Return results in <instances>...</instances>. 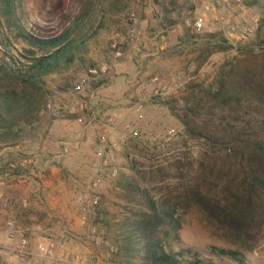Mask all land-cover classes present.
<instances>
[{
	"label": "rangeland",
	"instance_id": "374dc122",
	"mask_svg": "<svg viewBox=\"0 0 264 264\" xmlns=\"http://www.w3.org/2000/svg\"><path fill=\"white\" fill-rule=\"evenodd\" d=\"M212 1L216 8L207 9ZM134 11L140 29L136 36L129 29ZM200 15L206 23L197 31L189 22ZM15 18L23 28L41 36L57 34L67 26L75 29V60L43 77L48 102L74 99L75 87L90 66L110 68L108 76L99 80L95 88L92 104L100 102V106L89 128L85 130L86 124L74 120L43 124L49 117L43 113L44 120L25 127L23 137L8 145L2 167L12 168L16 175L13 183L19 190L30 184L38 188L41 184L52 186L58 183L56 177H61L60 182L66 187L73 189L71 182L77 186L67 190L59 206L30 208L28 200L25 205L21 199L13 216L10 209L0 211V264H75L73 252L86 256L89 264H139L128 257L123 247L119 223L130 204L117 181L121 173L134 172L131 168L135 166L137 172L147 171L148 180L144 183L148 188L163 184L176 194L177 188L192 183L208 148L203 139L192 140L181 121L186 99L192 92L204 98L198 125L209 119L219 134L241 130L245 138L255 136L253 132L264 136V102L246 95L241 105L232 100L225 109L214 107L217 115H212L208 112L213 103L207 100L204 89L215 80L224 63L239 70L249 62L255 76L262 72L264 24L261 29L260 26L264 23V0H19ZM16 32V26H9L0 16V61L12 54L28 62L27 49L34 47ZM116 49L123 52L121 57L115 56ZM116 73L128 74L130 81L124 77L117 80ZM154 76L159 77L158 95L152 93ZM116 112H121L124 122L119 119L112 125L108 118ZM127 122L139 129L138 136L125 129ZM82 130L85 134L80 138ZM44 132L55 139H68L64 158L52 159L60 152L56 142L44 148L39 144ZM104 132L111 134L112 145L106 155L108 164L102 168L97 148ZM78 140L81 143L75 145ZM10 162L14 166H8ZM42 163L48 164L47 168L55 164L60 171L53 179L49 176L51 170L41 178ZM112 169L118 170L115 176L111 175ZM96 175L102 177L101 200L86 213L78 197L89 191ZM159 178L163 180L157 182ZM51 188L48 187V196L60 195ZM14 216L17 223L29 228L26 247H21L17 238H7V219ZM90 223L104 235L100 246L87 237ZM179 236V240H172L174 250L190 247L199 255L182 256L183 264H264V238L253 243L236 237L196 206L184 213ZM45 237L55 242L51 257L42 256L38 250L39 241ZM214 247L236 250L241 259L215 254ZM19 248L22 251L15 250Z\"/></svg>",
	"mask_w": 264,
	"mask_h": 264
},
{
	"label": "trees",
	"instance_id": "16d2710c",
	"mask_svg": "<svg viewBox=\"0 0 264 264\" xmlns=\"http://www.w3.org/2000/svg\"><path fill=\"white\" fill-rule=\"evenodd\" d=\"M18 1L0 0V16L9 26H16V35L34 48L27 49V63L12 54L0 61V144L5 145L23 137L25 127L40 122L48 102L43 77L63 63L73 62L77 48L73 26L41 36L19 25L15 18ZM39 50L42 53L38 54ZM260 62L263 70L256 76L249 62L239 70L237 66L228 68L227 63L222 64L215 80L204 88L207 100L213 103L208 113L217 115L214 107L225 109L232 100L241 105L246 95L264 102V55ZM202 99L197 93H190L181 116L190 138L203 139L208 144L199 174L190 185L177 188L176 194L163 184L148 188L144 183L148 180L147 171L137 172L135 166L131 168L134 172H123L118 178L117 186L130 204L119 223L123 247L136 263L183 264L182 256L188 253L199 257L190 247H172V240H179L184 213L191 206L198 207L213 223L236 237L253 243L264 238V136L253 132L255 136L245 138L241 130L219 134L209 119L198 125ZM212 251L241 259L236 250L214 247Z\"/></svg>",
	"mask_w": 264,
	"mask_h": 264
},
{
	"label": "built area",
	"instance_id": "2783aa9c",
	"mask_svg": "<svg viewBox=\"0 0 264 264\" xmlns=\"http://www.w3.org/2000/svg\"><path fill=\"white\" fill-rule=\"evenodd\" d=\"M135 2H139L140 0H134ZM207 9H215V2H209L206 5ZM134 22L130 24V33L132 36L138 35L140 32L139 24L137 22L136 12H132V18ZM205 17L200 15L195 17L192 23L189 22L192 28L197 31L202 30L205 27ZM245 37V34H243ZM113 46L117 48V44L114 43ZM115 56L121 57L123 52L120 49L115 50ZM108 65L101 66H90L87 71L82 75L80 84L76 85V94L77 96L72 100H50L43 113H46L50 119L62 118L66 116H74L79 122L84 123L86 125H91L93 119L95 118L96 112L99 109L100 102L94 106L92 104V100L95 97V88L98 85L99 80L105 78L109 74ZM158 76H154L151 79V84L154 88L152 90L153 94L158 95L161 93L160 88H158ZM132 96L134 94L132 93ZM141 106L139 105L137 110H140ZM121 112H116L114 115L109 116L108 121L113 125L117 121H119L121 117ZM122 123L123 119H120ZM125 129H128L130 133L134 136H138L140 131L138 128L134 127L130 122L124 123ZM171 138L168 136V139ZM100 147L97 148V154L100 160V165L102 168L107 166V152L111 149L112 140L111 134L104 132L99 136ZM117 169H112L111 175L117 174ZM101 187H102V177L100 175H96L89 185V191L85 194H82L78 197V202L83 206V209L86 213L91 211V207H95L100 203L101 200ZM23 203L27 205V200H23ZM10 200L6 197V195L0 192V210L1 212L8 211L10 209ZM8 233L7 238L9 240H13L17 238L19 240L21 247H26L28 244V231L29 228L17 223V220L13 217H8L7 219ZM87 237L93 242L95 246H100L105 240L104 235L100 231V229L90 223L88 226V234ZM18 251H22L21 248L15 249ZM39 253L45 257H51L54 254L55 250V242L50 238H42L38 244ZM112 250H116V247H112ZM73 262L75 264H89V260L86 256L80 254L79 252H73Z\"/></svg>",
	"mask_w": 264,
	"mask_h": 264
},
{
	"label": "crops",
	"instance_id": "0c3cea01",
	"mask_svg": "<svg viewBox=\"0 0 264 264\" xmlns=\"http://www.w3.org/2000/svg\"><path fill=\"white\" fill-rule=\"evenodd\" d=\"M123 77L126 78V80L128 82L130 81V77L128 78V74H123L122 75V73H116L114 75V78H117V80L118 79L121 80ZM96 88H98V87H96ZM71 116L72 115L66 116V117H62L61 119H57V120L56 119H50L48 117L46 120H44V117L42 115L41 121L44 120L43 124L44 123L48 124V122H50L51 120H55V121H57V123H61L62 121L64 123H66V121H68V120L78 121L77 119H75V117H73V116L71 117ZM90 126L89 125H84V129L86 130ZM84 134L85 133L82 130L80 138H83ZM50 136L51 135H46L45 132H44L43 135L41 134V136H39V144L42 145L43 148H44V147H46V145H48L50 143H53V142L54 143L56 142V144L60 148V152L54 154V156H52V159L58 161V160L64 158L65 153H64L63 150L65 149V147H67L65 145L68 143V139H66L64 137L55 139L54 137H50ZM80 143H81V140L80 141L78 140L74 144L77 145V144H80ZM8 148H10V146L5 145V144H0V192H1V190H3L6 193V197H9V200H10V203H11L10 212H9L10 215L13 216L12 213H14V212L16 213V208L19 205V203H20L19 201L21 199L28 200L30 208H33V207L41 208V207H43L45 205L46 206H50V207L51 206L54 207V206H59L60 205L59 203H60V201L62 199H64L63 195L66 194L67 190L68 191L69 190H75V187L77 186L76 184L71 182L72 185L74 186L73 189H71L69 187H66L63 183L60 182L61 181L60 180L61 177L60 178H58V177L54 178L55 180L58 181V183H56V184H54L52 186H50V184H46V185L41 184L39 186V188H40L39 189L37 185L30 184L28 187L24 188V190H22V191L19 190L17 188V185H15V183H13L14 180H15L16 175L13 172L12 168L4 169L2 167V164L4 163V161H6V157H7V153H8L7 149ZM8 166L11 167V166H14V164L12 162H10L8 164ZM47 167H48V164H47V166H44L43 163H42V171L39 172V176L41 178L46 176L47 174H49L50 170L52 171L50 173V175H49V176H51L50 178H52V176H54V174L57 175L56 173L58 171H60V169L55 164L50 165V168H47ZM23 176H25V174ZM50 178H48V179L50 180ZM71 183H70V186H71ZM48 187H52L51 190L53 192H55V193L61 192L60 195H56V196L53 195L51 197L48 196L47 193H48V191H50V190H48ZM20 192H22V195L20 194ZM13 209H14V211H13ZM14 218H16V217L14 216ZM16 219H18V218H16ZM122 263H125V262L122 261Z\"/></svg>",
	"mask_w": 264,
	"mask_h": 264
}]
</instances>
